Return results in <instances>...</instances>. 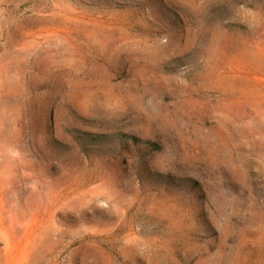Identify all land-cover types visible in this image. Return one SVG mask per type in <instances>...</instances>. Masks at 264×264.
Listing matches in <instances>:
<instances>
[{"label":"rangeland","instance_id":"374dc122","mask_svg":"<svg viewBox=\"0 0 264 264\" xmlns=\"http://www.w3.org/2000/svg\"><path fill=\"white\" fill-rule=\"evenodd\" d=\"M0 264H264V0H0Z\"/></svg>","mask_w":264,"mask_h":264},{"label":"bare ground","instance_id":"6f19581e","mask_svg":"<svg viewBox=\"0 0 264 264\" xmlns=\"http://www.w3.org/2000/svg\"><path fill=\"white\" fill-rule=\"evenodd\" d=\"M11 168H8V166L5 167V170H10ZM8 189V188H7ZM9 191V190H8ZM10 193V192H9ZM8 193V194H9Z\"/></svg>","mask_w":264,"mask_h":264}]
</instances>
